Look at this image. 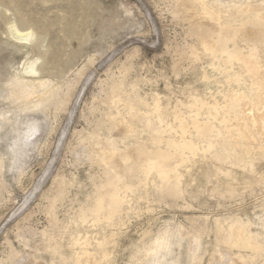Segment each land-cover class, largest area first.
Here are the masks:
<instances>
[{"label": "rangeland", "instance_id": "obj_1", "mask_svg": "<svg viewBox=\"0 0 264 264\" xmlns=\"http://www.w3.org/2000/svg\"><path fill=\"white\" fill-rule=\"evenodd\" d=\"M206 1L234 26L260 28L250 10L264 13V0ZM202 16L187 0H0V264H242L238 255L264 264V152L247 158V140L234 155L186 152L175 195L146 175L147 163L130 162L136 188L116 224L81 218L106 180L101 145L152 150L163 129L180 139L176 116L191 118L196 98L222 104L240 89L205 53L212 25ZM234 222L260 253L225 242ZM161 238L168 250L152 256Z\"/></svg>", "mask_w": 264, "mask_h": 264}, {"label": "bare ground", "instance_id": "obj_2", "mask_svg": "<svg viewBox=\"0 0 264 264\" xmlns=\"http://www.w3.org/2000/svg\"><path fill=\"white\" fill-rule=\"evenodd\" d=\"M187 1L200 7L203 19L212 25L208 32L210 33L208 35L210 40L203 43L205 53L218 62L219 67L216 66L218 73L219 71L223 72L228 77H224L226 78L225 81H228L230 84H237L240 89L235 87L236 89H231L224 94L222 104L220 103L221 101L213 102L214 98L212 101L210 97L207 99H211L213 103L196 98L194 100L195 105L190 107L191 118L181 117L182 115L176 116L175 120L179 123L178 130L174 131L173 128L171 134L173 135L174 132L176 134L180 133V139L176 137V139L174 137L165 138L163 135L167 130L163 129L154 140L152 139L154 141L152 150L145 147V144L138 143L136 144L137 146L135 145L136 147L134 146L135 148L131 147L132 149L134 148L133 150H129L132 153H128V151L126 153H119L105 145H101L100 143L102 142H100L98 145H101L99 147L100 155L97 161L104 168L106 180L97 188L94 206L90 207L88 211L81 213V218L84 220H88L91 217L94 222H97L103 217L107 220L108 224H114L117 215L123 211L126 203V194L133 192L136 188L128 184L124 174V169L130 162L141 163L143 161L147 163L148 168L144 169L146 175H154V181L157 182L158 187L165 188V191L170 195H175L181 183L182 175H180L179 167L188 161V158L185 157L186 155L184 156L186 152H189L191 155H197L201 151L207 154L225 151L228 155H234L233 148L241 144L240 140H247L249 143L248 146H243V155H246L247 158H252L264 152V141L261 140V144L259 146L256 145L257 147L253 146L254 141H256L254 132L260 135V138L264 137V110L261 104L264 100V62L261 60L262 55H260L262 53L260 47L264 50V13L260 10H250V13L254 17L252 20L254 25L260 26V28L254 27L251 29V27H247V23L234 26L236 23L232 22V18L229 21L221 12L212 10L208 7L206 0ZM245 10H249L248 7ZM262 10L264 11V9ZM191 15V17L194 16V14ZM240 41L244 43L245 48H242L241 44L239 45ZM235 65H238L239 69L237 70H240L241 74H239L240 72L234 73L233 67ZM213 77L212 79L214 80ZM39 85L44 86L46 83L41 81ZM43 101L44 97L37 102L41 103ZM159 108L157 104L154 111H158ZM204 112L207 115V118L204 115L206 119L201 118ZM134 113L136 112H133V115ZM140 115L134 116L137 118ZM117 122L128 134L137 132L131 124L129 125L124 120H117ZM221 131H224V135L226 136L223 145L216 140L222 135ZM189 135L196 136L199 143H195L193 138L189 139ZM139 166L142 167L141 165ZM224 239L227 244L233 246L240 245L243 248L253 250L255 253H260L262 250L257 236L255 237L249 227L242 225L240 222L232 223L229 232L224 233ZM166 249L168 250L166 241L164 239L157 240L154 248L151 250V255L157 256L161 251ZM87 251L84 254L87 255ZM235 258L242 264H248V261L253 260L251 257L246 258L242 255L235 256ZM76 264H81L80 258Z\"/></svg>", "mask_w": 264, "mask_h": 264}]
</instances>
